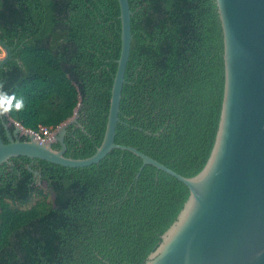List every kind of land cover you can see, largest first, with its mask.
I'll return each mask as SVG.
<instances>
[{"label": "trees", "instance_id": "16d2710c", "mask_svg": "<svg viewBox=\"0 0 264 264\" xmlns=\"http://www.w3.org/2000/svg\"><path fill=\"white\" fill-rule=\"evenodd\" d=\"M129 3L133 39L115 141L194 177L211 156L225 92L217 3ZM120 15L119 0H0V38L13 53L0 69L6 143L4 123L55 131L80 108L84 130L68 128L66 157L96 153L121 55ZM11 162L0 169V264H144L190 197L130 151L85 168Z\"/></svg>", "mask_w": 264, "mask_h": 264}, {"label": "water", "instance_id": "95a60500", "mask_svg": "<svg viewBox=\"0 0 264 264\" xmlns=\"http://www.w3.org/2000/svg\"><path fill=\"white\" fill-rule=\"evenodd\" d=\"M215 1L224 37L225 92L215 145L198 175L185 177L115 141L133 39L129 0H119L122 49L106 133L96 153L85 159L66 157L68 128L77 124L84 130L78 108L50 141H41L17 122L4 123L8 142L0 133V169L18 157L85 168L114 149L130 151L144 166L165 172L190 191L178 219L144 264H264V0ZM12 58L11 47L0 38V69ZM29 169L41 180L40 172Z\"/></svg>", "mask_w": 264, "mask_h": 264}, {"label": "built area", "instance_id": "2783aa9c", "mask_svg": "<svg viewBox=\"0 0 264 264\" xmlns=\"http://www.w3.org/2000/svg\"><path fill=\"white\" fill-rule=\"evenodd\" d=\"M28 131L33 133L36 136V138L40 139L41 141H50L53 138V134H54V130L42 125L39 127L38 131H34V130H28Z\"/></svg>", "mask_w": 264, "mask_h": 264}, {"label": "clouds", "instance_id": "9594fccd", "mask_svg": "<svg viewBox=\"0 0 264 264\" xmlns=\"http://www.w3.org/2000/svg\"><path fill=\"white\" fill-rule=\"evenodd\" d=\"M21 106H22V102H18L17 105H16L17 108H19Z\"/></svg>", "mask_w": 264, "mask_h": 264}, {"label": "flooded vegetation", "instance_id": "af4514ba", "mask_svg": "<svg viewBox=\"0 0 264 264\" xmlns=\"http://www.w3.org/2000/svg\"><path fill=\"white\" fill-rule=\"evenodd\" d=\"M22 139V138H21ZM33 164V163H32ZM44 185H46V182H44Z\"/></svg>", "mask_w": 264, "mask_h": 264}]
</instances>
